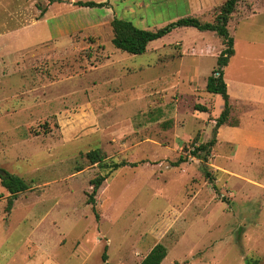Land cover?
<instances>
[{
	"label": "rangeland",
	"instance_id": "rangeland-1",
	"mask_svg": "<svg viewBox=\"0 0 264 264\" xmlns=\"http://www.w3.org/2000/svg\"><path fill=\"white\" fill-rule=\"evenodd\" d=\"M24 1L31 32L0 58V170L29 189L7 210L0 179V264H139L156 244L161 264H264V0L239 3L227 23L231 111L219 128L222 99L205 91L224 48L213 33L173 28L131 55L111 44L110 22H214L225 0ZM212 138L213 184L194 158L172 165ZM93 149L103 162L88 163ZM121 161L135 166L111 169Z\"/></svg>",
	"mask_w": 264,
	"mask_h": 264
},
{
	"label": "trees",
	"instance_id": "trees-1",
	"mask_svg": "<svg viewBox=\"0 0 264 264\" xmlns=\"http://www.w3.org/2000/svg\"><path fill=\"white\" fill-rule=\"evenodd\" d=\"M56 0H48V2L54 3ZM246 0H225L219 8V12L214 22L204 21L200 17H183L175 22L168 24L165 27L146 30L135 27L131 22L125 21L118 18H113L110 22V28L112 30L111 44L114 48L121 52H125L131 55H139L145 53L147 46L152 41L162 38L173 28H187L192 27L200 32H211L218 40L223 44L224 48L220 52L216 60V68L212 71L211 75L207 77L205 84V91L208 94L219 95L222 99V110L215 120V128H219L228 123L231 106L229 103V95L227 92V85L223 77V69L228 65L230 58L234 54L233 50V38L230 36L227 30V23L231 19L232 15L237 11V6L239 3ZM74 6L77 7H102L103 3H95L91 1L73 2ZM43 12H40L42 15ZM195 110L198 112H206L207 109L204 106L196 105ZM215 144V139L212 138L209 142L205 144H199L193 147L191 150H184V154H181L175 162L172 163L173 166H178L185 163L187 159L194 158L200 162V172L202 177L213 184L214 176L207 168V161L210 156L211 148ZM89 164L101 163L104 161V156L99 149H93L85 154ZM135 166L134 163H127L124 161L111 164V169L116 170L121 167ZM2 187L8 192V202L6 209L9 210L12 206V202L16 199L17 195L25 192L29 189V186L25 181L13 174L4 172L0 176ZM106 179V176L98 175L90 181L91 183V193L87 197V204L92 206V211L95 218L97 219V214L94 210L95 204V194L102 182ZM214 189L215 186L212 185ZM166 248L161 244H156L148 252V254L141 260L139 264H161V262L166 257ZM245 264H256L254 260H246Z\"/></svg>",
	"mask_w": 264,
	"mask_h": 264
},
{
	"label": "crops",
	"instance_id": "crops-1",
	"mask_svg": "<svg viewBox=\"0 0 264 264\" xmlns=\"http://www.w3.org/2000/svg\"><path fill=\"white\" fill-rule=\"evenodd\" d=\"M22 2L25 1L12 0L7 5L12 7L14 13L10 15L12 18L3 20L2 23H4L5 26H3L4 24L0 25V58L12 54V52L16 50L15 46L19 45L18 42H20L21 37L26 35L24 33H27L28 31L31 32V30H29L31 28L29 27H32V25L26 22V18L20 16V12L22 10ZM4 13H7L6 10H4ZM10 22H12L13 24L11 25V27H7L6 24ZM38 23H40V21L35 22L36 25ZM13 37L18 40L15 44H11L10 38ZM11 46H14V49L11 48Z\"/></svg>",
	"mask_w": 264,
	"mask_h": 264
},
{
	"label": "water",
	"instance_id": "water-1",
	"mask_svg": "<svg viewBox=\"0 0 264 264\" xmlns=\"http://www.w3.org/2000/svg\"><path fill=\"white\" fill-rule=\"evenodd\" d=\"M3 174H4V172L0 170V175H3Z\"/></svg>",
	"mask_w": 264,
	"mask_h": 264
}]
</instances>
